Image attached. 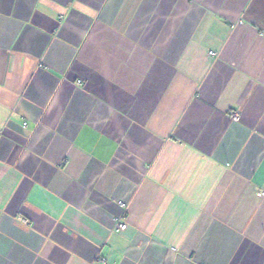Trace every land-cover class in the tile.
I'll use <instances>...</instances> for the list:
<instances>
[{
    "label": "crops",
    "instance_id": "0c3cea01",
    "mask_svg": "<svg viewBox=\"0 0 264 264\" xmlns=\"http://www.w3.org/2000/svg\"><path fill=\"white\" fill-rule=\"evenodd\" d=\"M0 264H264V0H0Z\"/></svg>",
    "mask_w": 264,
    "mask_h": 264
},
{
    "label": "built area",
    "instance_id": "2783aa9c",
    "mask_svg": "<svg viewBox=\"0 0 264 264\" xmlns=\"http://www.w3.org/2000/svg\"><path fill=\"white\" fill-rule=\"evenodd\" d=\"M211 54H214V52L211 51ZM79 84H80V81H79ZM232 117H233L234 120H237V119L239 118V115H238V113H234V114L232 115ZM119 204H120L122 207H125V206H126V204H125L123 201H119ZM126 226H127V224H126L125 221H118V222H117V227H118L119 229H121V230L125 229Z\"/></svg>",
    "mask_w": 264,
    "mask_h": 264
}]
</instances>
